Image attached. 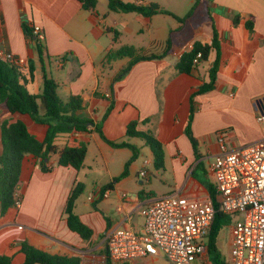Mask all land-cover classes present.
<instances>
[{"label":"crops","instance_id":"crops-1","mask_svg":"<svg viewBox=\"0 0 264 264\" xmlns=\"http://www.w3.org/2000/svg\"><path fill=\"white\" fill-rule=\"evenodd\" d=\"M82 1L0 0V50L11 52L27 69L34 65L33 76L26 73L22 80L30 94L42 92L44 66L57 83L58 93L60 89L64 94V98L59 94L62 99L80 96L84 107L79 115L100 123L109 141H126L139 150L140 138L126 135L128 125L138 122L137 130L152 134L161 143L165 161L161 171L172 176L173 184L160 180L161 193L147 191L144 184H152L154 176L145 160L141 168L148 162L145 178L139 177L141 171L130 164L128 174L113 183L109 197L100 198L97 193L120 176L132 150L112 147L92 125L88 132H79L75 137L61 134L55 140L57 146L87 147L84 165L80 170L59 166L56 154V160L47 162L50 171L44 172L35 157L24 158L15 194L22 204L0 214V255H11L12 264L25 260L20 250L22 242L50 254L80 258V264H106L107 232L123 226L141 229L143 222L133 221L137 213L142 218L141 208L169 194L206 200L209 185L215 191L214 177L205 162L218 153V132H227L230 149L264 137V122L257 120L264 114L257 104L264 97V0H198L194 14L184 23L180 18L197 0H122L136 5L158 4L170 13L151 16L111 12L108 0L107 11L98 8L104 0H97L95 10L85 9ZM24 25L38 27L44 34L42 59L37 43L26 36ZM215 31L220 43V66L215 89L194 97L191 130L197 142L195 152L184 132L191 96L208 81L216 51H211L208 60L191 74L176 71L179 59L175 53L189 51L195 42L210 45ZM169 39L164 57L140 61L122 80L115 81L130 58L107 63L110 51L132 47L143 54L161 55ZM51 60L60 71L57 78L50 69ZM0 106L2 120H21L32 135L44 140L45 125L35 123L27 114H9L3 103ZM118 155L128 159L120 171L114 172L110 165ZM200 167L202 174L197 172ZM78 182L83 184L85 194L76 200L75 213L93 231L88 240L71 231L63 216L68 196ZM139 262L170 264L162 255L130 264Z\"/></svg>","mask_w":264,"mask_h":264},{"label":"trees","instance_id":"trees-1","mask_svg":"<svg viewBox=\"0 0 264 264\" xmlns=\"http://www.w3.org/2000/svg\"><path fill=\"white\" fill-rule=\"evenodd\" d=\"M85 9L95 10L97 0H83ZM199 1L197 0L190 11L180 18L181 23L188 20L195 12ZM108 9L116 13H139L144 16L155 14H170L158 4L136 5L122 0H108ZM238 17L234 19L235 24ZM252 29L251 24L247 25ZM24 31L29 39H34L37 43L39 58L42 59L43 45L42 41L34 34L33 28L24 25ZM116 37V35H115ZM170 46V39L167 41V48L161 55L143 54L132 47H122L115 51H110L106 56V62L130 58L129 63L123 68L115 78V81L122 80L132 69V67L145 60L160 59L166 55ZM211 51H216V59L209 69V79L204 82L191 96V110L185 126V134L189 138L195 152L197 151V142L191 130V124L195 112L194 97L196 95L208 93L215 89L217 74L220 66V43L218 34L215 31L213 41L210 45L195 42L191 49L185 52L175 65L178 73L191 74L199 65L206 62ZM201 54L197 63L194 60L197 54ZM42 62H44L42 60ZM34 65L26 71L20 70L11 63L0 59V103L5 104L9 114H27L32 120L47 127L44 140H38L32 135L26 124L21 120H4L0 124V214H4L9 208L14 206L15 194L20 182L22 162L28 155H32L39 160V166L42 171L49 172L51 168L47 166L51 155L57 154V165L70 166L80 170L87 155V147L83 144L79 146L65 145L59 147L55 144L56 138L61 134H69L74 131L88 132L91 125L100 134L101 138L109 145L115 148H130L133 152L132 157L126 162L123 172L113 182L104 186V189H110L114 182L128 174V167L138 156L136 147L128 142H113L106 139L102 132L100 123H94L93 120L80 116L79 112L83 109V100L80 96H70L62 99L58 93V85L51 78L46 68L43 66V90L40 94H30L22 83L24 75L28 73L33 76ZM112 106L105 113L106 117ZM138 122H131L126 131L127 137H136L142 139L149 147L153 155V166L156 170L164 169V151L161 143L150 133L137 130ZM84 186L78 182L74 185L68 196L64 207L63 216L66 218L69 229L77 233L82 239L88 240L93 235V231L86 226L75 213V204L78 197L83 193ZM210 196L213 198L215 191L212 185H209ZM232 221L231 216L217 213L212 230L209 235L207 246V256L212 264H228L222 257L217 247V238L220 231L225 226H229ZM20 250L25 256L22 264H80V258L67 257L50 254L41 249L29 245L27 242L20 244ZM0 264H12L11 255H0ZM106 264H111L108 256Z\"/></svg>","mask_w":264,"mask_h":264},{"label":"built area","instance_id":"built-area-1","mask_svg":"<svg viewBox=\"0 0 264 264\" xmlns=\"http://www.w3.org/2000/svg\"><path fill=\"white\" fill-rule=\"evenodd\" d=\"M39 40L44 34L32 27ZM187 49L175 53L180 59ZM201 54H197L194 63ZM0 59L26 71V66L11 52L0 50ZM107 96H110L109 94ZM257 120L264 122V114ZM70 137L79 134L69 133ZM218 153L207 171L215 180V195L206 200L169 194L140 210L141 229L123 226L106 234L108 258L112 263L130 264L149 256L162 255L170 264H212L207 256L209 235L217 213L232 217L230 262L264 264V137L255 143L230 149L226 131L218 132ZM139 177H146V165ZM110 189L97 193L108 198ZM125 196V195H124ZM90 196L89 200H93ZM21 197L15 195L14 207ZM121 211V208H119Z\"/></svg>","mask_w":264,"mask_h":264},{"label":"rangeland","instance_id":"rangeland-1","mask_svg":"<svg viewBox=\"0 0 264 264\" xmlns=\"http://www.w3.org/2000/svg\"><path fill=\"white\" fill-rule=\"evenodd\" d=\"M164 3L166 5V7L168 8L169 7L168 2L165 1ZM98 8L100 11H103V10L107 11L108 10L107 9V0H104L103 2H101L99 4ZM181 10L183 12L182 8H181ZM181 10H180V12H181ZM186 11L187 12L190 11V8H187ZM155 50L157 51L158 49L155 48ZM50 69L53 72V74L55 75L54 77L57 78L56 76L60 71L57 69V66H56L54 60H51V62H50ZM59 94L61 95V97L64 98V94L61 92L60 89H59ZM3 115H4L3 108L0 106V124L4 121V120H2ZM137 141L141 143V147H139L138 156H137L136 160L131 162V165H134V167L136 166V169H138V171L140 172L144 161L145 160L149 161V165L147 166V170H149L153 174L154 177H152V184H149V183L146 184L145 183L144 187L147 189V191L153 190L154 192L159 194V193H161V190L163 189L160 180H167V181H169L170 184H173V178L169 173L165 174L163 171H161V170L157 171L154 168V166H153V155L151 153V150L149 149L148 146H146L144 144V142L141 139H137ZM56 159H57L56 154L51 155L50 160H56ZM127 159L128 158H126V156H121V155L115 156L114 160L111 162V165H110L111 170L114 172L120 171L123 167V163L125 161H127ZM89 160L90 159H88V161ZM210 161L205 162L207 167H208V163ZM99 164H102V163L99 162ZM102 169L100 168V170H102ZM197 172L199 174H202L201 167L197 169ZM89 181H92V178H90ZM136 186H137V184H136ZM83 194H85V193L83 192L81 195L83 196ZM133 221L136 222L137 224H140L143 222V219L137 213L134 216ZM217 247H218V250L221 253L222 257L227 262H230L231 248H230V227L229 226L223 227V229L220 231L218 238H217ZM139 264H147V263L139 262ZM159 264H161V263H159Z\"/></svg>","mask_w":264,"mask_h":264},{"label":"water","instance_id":"water-1","mask_svg":"<svg viewBox=\"0 0 264 264\" xmlns=\"http://www.w3.org/2000/svg\"><path fill=\"white\" fill-rule=\"evenodd\" d=\"M257 104L264 109V97L258 100Z\"/></svg>","mask_w":264,"mask_h":264}]
</instances>
